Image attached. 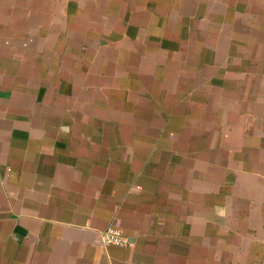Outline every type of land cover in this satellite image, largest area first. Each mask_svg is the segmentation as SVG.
Returning <instances> with one entry per match:
<instances>
[{"label":"crops","instance_id":"0c3cea01","mask_svg":"<svg viewBox=\"0 0 264 264\" xmlns=\"http://www.w3.org/2000/svg\"><path fill=\"white\" fill-rule=\"evenodd\" d=\"M0 264H264V0H0Z\"/></svg>","mask_w":264,"mask_h":264},{"label":"built area","instance_id":"2783aa9c","mask_svg":"<svg viewBox=\"0 0 264 264\" xmlns=\"http://www.w3.org/2000/svg\"><path fill=\"white\" fill-rule=\"evenodd\" d=\"M104 243L126 245L129 243L128 236L124 235L122 231L114 226L108 227L102 235Z\"/></svg>","mask_w":264,"mask_h":264}]
</instances>
